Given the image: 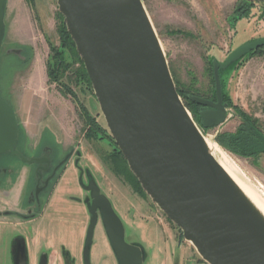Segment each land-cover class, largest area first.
<instances>
[{
    "label": "water",
    "instance_id": "water-1",
    "mask_svg": "<svg viewBox=\"0 0 264 264\" xmlns=\"http://www.w3.org/2000/svg\"><path fill=\"white\" fill-rule=\"evenodd\" d=\"M8 0H0V51L5 38ZM94 91L110 136L145 194L183 233L205 264H264V215L217 162L205 130L228 119L220 71L264 47L245 43L223 62L212 61L217 102L198 96L200 124L187 109L171 73L158 33L142 0H56ZM19 122L14 108L0 97V157L18 150ZM71 151L58 167L72 156ZM74 165L78 171L81 153ZM86 169V168H85ZM87 204L90 217L83 264L101 223L118 264H145L149 254L128 243L126 225L90 171ZM82 179V176L80 177ZM38 194V192H37ZM25 237L11 249L13 264H29ZM70 254V253H69ZM67 257V264H75ZM40 264H49L44 254Z\"/></svg>",
    "mask_w": 264,
    "mask_h": 264
},
{
    "label": "rangeland",
    "instance_id": "rangeland-1",
    "mask_svg": "<svg viewBox=\"0 0 264 264\" xmlns=\"http://www.w3.org/2000/svg\"><path fill=\"white\" fill-rule=\"evenodd\" d=\"M142 1L161 40L181 98L198 122L196 114L200 108L198 105H190L188 97L215 98L212 61L215 59L223 63L241 45L264 39V0ZM33 9L37 40L33 48L12 45L11 50L22 54L12 53L4 56V52L0 53V97L17 109L20 123L18 146L30 154L26 148L24 129L27 127L34 133H39L44 125H48L43 132V146L39 152L44 147L53 148L57 156L55 162L61 163L66 157L61 151L62 129L71 143L77 145L81 142L84 158L80 159V164L90 171L104 194L116 193L124 208L130 207L135 200H145V204L154 209L150 210V215L155 221L162 227L165 223L170 225L184 240L181 230L145 193L134 189L114 166L113 160L117 157L112 155L119 150L110 136L92 86L83 75L81 58L78 53L76 55L63 47L58 32L62 20L58 16L56 0H38ZM49 65L54 67L53 73L58 71V81H54L49 74ZM45 71L47 80L44 78ZM221 81L229 103L228 119L218 128H202V131L205 137L218 144L232 157L241 174L264 196V146L241 155L223 147L218 140L223 134L237 135L243 126L249 125V121L264 138V48L252 52L223 72ZM84 112L91 116L89 121L83 117ZM89 126L97 132L93 139L84 138ZM34 145L32 144L31 148H34ZM121 159L118 160L122 161ZM17 160L12 155H3L0 166H3L4 162L12 163ZM20 180L24 184L25 175H20ZM34 182L31 181L30 190L33 189ZM23 194L24 188L21 195L12 196L0 190V264H13L10 245L14 237L21 234L28 243L30 264H38L43 253L49 256V264H67L66 259L71 253L75 264H83L85 243L80 247V240L76 241L74 235L69 236V241L73 242L70 251L63 249L57 254L53 250L43 249L44 245L49 244L52 236L45 232L49 222L57 221L64 215L63 212L57 211V204L56 207L49 208L43 221L13 225L22 221L3 216L4 212L26 213L21 207ZM78 196L84 198L85 195L80 192ZM108 199L111 201L110 197ZM88 224L86 221L85 226ZM98 229L103 232L101 223ZM126 231L127 242H136L137 236L133 235L128 227ZM100 240L98 232H95L91 264H107L108 248ZM77 242V247H73ZM186 245L195 251L191 244L186 242ZM195 253L197 254L196 251ZM195 260L190 259L187 264H199ZM147 263L148 261L145 264ZM150 264L162 263L157 259Z\"/></svg>",
    "mask_w": 264,
    "mask_h": 264
},
{
    "label": "crops",
    "instance_id": "crops-1",
    "mask_svg": "<svg viewBox=\"0 0 264 264\" xmlns=\"http://www.w3.org/2000/svg\"><path fill=\"white\" fill-rule=\"evenodd\" d=\"M38 0H8L6 13H5V27L6 33L3 41V45L0 53L4 52V56L10 54H22L17 53L10 49V46L14 45L21 48H33L36 40V22L33 5ZM3 56V55H2ZM45 80L48 75L45 71ZM18 115L17 109H14ZM48 128V125H44L39 133H34L27 127L24 129L26 136V148L29 149L32 144L35 150H39L43 145L44 130ZM61 134V151L62 154L66 155L68 152L74 151L75 153H81V142L77 145L71 143L67 136L64 135L63 130ZM84 138L87 139L86 135ZM76 144V143H75ZM84 157L81 158L83 160ZM85 168V167H84ZM79 171L74 165V160L69 163L67 170L62 175L59 185L46 209L45 214L51 207L58 205V212H63V216L57 221H50L46 233H49L51 240L49 244L44 245L43 249L53 250L55 253L65 249L70 251L71 243L69 236L74 235L80 243L77 242L73 247H77L79 243L82 247L85 243L87 227L85 222L90 220L87 212V207L84 204H76L70 202L68 199L69 195H77L80 193L78 189ZM21 182V183H20ZM24 185L22 180L14 182L10 191L12 194H20L23 192ZM106 193V192H105ZM107 194V193H106ZM113 202L114 208L124 221L126 227L131 230L133 235L137 236V240L134 243H140L146 249L149 254L148 263L159 259L162 264H185L186 261L197 259V254L193 251L186 241L182 240L179 234L172 229L168 224L160 226L155 221L154 217H151L147 213L150 209L146 205H142L139 200L133 201L130 207L124 208L122 202L117 197L116 193L112 195L107 194ZM55 202V203H52ZM44 218L41 219L43 221ZM98 236L103 244L107 245V264H118L115 254L111 248V245L105 235V231H99ZM97 238V236H96ZM79 246V245H78ZM72 254V253H71Z\"/></svg>",
    "mask_w": 264,
    "mask_h": 264
},
{
    "label": "flooded vegetation",
    "instance_id": "flooded-vegetation-1",
    "mask_svg": "<svg viewBox=\"0 0 264 264\" xmlns=\"http://www.w3.org/2000/svg\"><path fill=\"white\" fill-rule=\"evenodd\" d=\"M262 40H264V39H262ZM260 49H262V48H260ZM260 49H258V50H260ZM229 69H227V70H229ZM227 70H225V71H227ZM225 71H220V81H221V74ZM221 87H222V91H223L222 81H221ZM223 96H224V92H223ZM207 100H210V101L216 103L217 102V96L215 95V98L207 99ZM224 104L227 105V111H229V103H228L227 98L225 96H224ZM199 108H200V110L197 111L198 116L202 111L207 109V108L201 107V106H199ZM17 118H18V116H17ZM18 122H19V120H18ZM19 136H20V123H19ZM18 145H19V138H18L17 150L24 157L26 156L25 158L41 159V158L46 157V158L50 159L51 164H46V163L29 164V163L24 162L18 155H13L11 153H7L9 155L16 157L18 160L16 162H12V163H10V161H7L6 163L5 162L3 163L4 164L3 166H0V190L4 191L9 196H12V192L10 191L12 184L14 182H16V181L18 182L20 180V175L21 176L25 175V180H26V182L24 181L25 182L24 183L25 184L24 185V194H23V198L21 201V207L23 208V211H25L26 213L25 214L13 213V212H4L3 213V216L6 218H12L13 217V218H18L19 220L22 221L21 223H13V225H19V224L23 225V224H26L27 222H34L37 220L41 221V219L45 216L46 209H47V207L51 201L50 199H52V196L54 195V192L56 191L57 186L59 185V182L61 180L62 175L67 170V166L69 165L70 162H72V160H75L77 158V156H76L77 153H75L73 151V154L69 158V160L65 164H63L62 166L58 167L60 163L55 162V157H57L55 149L44 147L39 152V150H35V148L30 147L29 149H27L30 152V154H28L22 148H20ZM69 153L70 152H68L66 154V156ZM7 154H5V155H7ZM1 160H2V156L0 157V161ZM20 165H22V166H20ZM79 175H80V177L82 176V179L80 180V178H79V180H78V189L80 192H83L85 196H84V198H82V197L78 196V194L77 195L71 194L68 196V199L70 202H73L76 204L77 203L78 204H84L85 206H87V204H89L91 202L90 193L87 192L84 188H86L89 185V182H90V178L88 177L89 173L84 168L83 170L79 171ZM14 176H16V178H13ZM31 181H35L34 182L35 185H34L32 190H30ZM37 192H38V194H37ZM139 202L142 205L143 204L146 205L145 200H143V201L139 200ZM25 205H26V207L24 208ZM148 209L151 210L153 208L149 206ZM150 210L147 213L151 214ZM0 224H1V222H0ZM98 227H99V225L96 228V232L98 231ZM103 230H104V227H103ZM21 235H18V236L16 235V237H14V239L10 245V249H12V247L15 246V241H17L21 237H24L23 234H21ZM27 252H28V256H29V250H27ZM44 254L45 253L40 255V259L38 260V264H40V260ZM197 256H199V255H197ZM28 261L30 264L29 257H28ZM195 261L199 262V264H205L204 262L199 261L198 257ZM187 263H188V261L185 262V264H187Z\"/></svg>",
    "mask_w": 264,
    "mask_h": 264
},
{
    "label": "trees",
    "instance_id": "trees-1",
    "mask_svg": "<svg viewBox=\"0 0 264 264\" xmlns=\"http://www.w3.org/2000/svg\"><path fill=\"white\" fill-rule=\"evenodd\" d=\"M58 16L62 20V26L58 27V32H59V35L61 36L63 47L68 48L74 54L77 55L76 46H75L71 36L69 35L68 31H67V27L64 23V18L60 13H58ZM80 63L82 65L84 77L86 78V80L90 84V86H92L82 60H80ZM58 67L59 66L57 65V68ZM53 69H54V67L49 65V74H51L54 81H58V75H59L57 73L58 71L56 70L53 73V71H52ZM179 94L181 95L180 92H179ZM188 100H189V98H188ZM190 102H191L190 105L191 104L197 105L196 103H194L192 101H190ZM83 117L88 119V121L91 119V116L85 112L83 114ZM196 117L198 118V123L200 124V121H201L200 117L198 115ZM247 124H249V125L243 126L237 135H232V134H228V133L221 135L218 138L221 145L223 147L227 148L228 150H230L234 153H237V154H241V155L246 154L249 151H253V149H259L262 146H264V138L260 134V132L253 128L250 121L247 122ZM96 135H97V132L94 130V128L92 129V127L89 126V130L86 133V137H88L89 139H93V137H95ZM112 157H117L113 160V163H114V166L119 170V173L127 178V180L133 186L134 189H136L137 191L139 190L141 193H144L140 183L138 182L136 177L132 174V172H130L129 166H128L125 158L121 154V152L119 151L118 153H113ZM120 158H122L121 159L122 161L118 160Z\"/></svg>",
    "mask_w": 264,
    "mask_h": 264
},
{
    "label": "bare ground",
    "instance_id": "bare-ground-1",
    "mask_svg": "<svg viewBox=\"0 0 264 264\" xmlns=\"http://www.w3.org/2000/svg\"><path fill=\"white\" fill-rule=\"evenodd\" d=\"M205 139L213 157L264 215V196L260 194L257 189H255V187H253L241 174V171H239L237 166L232 161V157L225 153L218 144L211 142L207 137H205Z\"/></svg>",
    "mask_w": 264,
    "mask_h": 264
}]
</instances>
